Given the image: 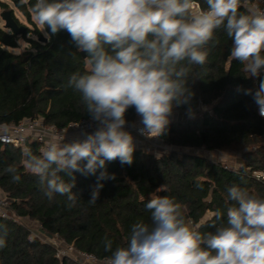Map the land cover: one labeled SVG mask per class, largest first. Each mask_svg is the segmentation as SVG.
<instances>
[{"label": "clouds", "instance_id": "1", "mask_svg": "<svg viewBox=\"0 0 264 264\" xmlns=\"http://www.w3.org/2000/svg\"><path fill=\"white\" fill-rule=\"evenodd\" d=\"M35 0L34 19L44 37L66 32L69 43L84 55L87 71L70 74L65 89L79 94L90 119L66 142H50L36 155L25 154V168L39 178L43 194L77 205L75 173L95 175L88 203L95 205L105 181L115 180L106 164L131 165L137 147L129 129L148 139L167 135L176 109L194 117V66L207 62V45L223 29L231 39L230 57L258 78L264 72V10L241 13V0ZM251 96L264 117V79L258 86L237 88ZM134 110L137 120L129 121ZM6 171L21 181L15 166ZM70 178L66 182L60 175ZM98 173V175H97ZM226 222L214 231L189 226L182 205L173 197L156 196L145 208L151 224L131 226L127 246L113 247L103 238L107 264H264V198L234 184L227 189ZM216 219L222 220L218 210ZM7 226L0 224V250L7 245Z\"/></svg>", "mask_w": 264, "mask_h": 264}, {"label": "trees", "instance_id": "2", "mask_svg": "<svg viewBox=\"0 0 264 264\" xmlns=\"http://www.w3.org/2000/svg\"><path fill=\"white\" fill-rule=\"evenodd\" d=\"M255 1L241 0L239 11L249 12V5ZM196 2L206 7L204 0ZM10 3L34 29L20 23ZM34 3L35 0H0V7L10 10L17 24L24 27L21 34H16L0 25V124L42 118L46 124L62 127L89 118L79 94L62 87L71 73L87 71L85 57L69 43L66 32L51 41L43 40L31 12ZM20 39L28 44L23 53L15 51ZM231 46L225 31L217 29L207 45L206 64L193 67V75L199 78L192 85L194 117L189 118L184 107L176 109L182 116L170 121L163 138L167 144L191 150H236L243 163L229 166L191 151L156 155L136 149L130 166H122L119 160L106 164L116 179L103 182L95 205L88 200L97 183L96 176L75 173L73 191L78 200L75 207L68 209L63 196L49 200L39 178L24 166L27 152L41 154L39 142H28L27 150L0 142V190L9 210L19 219L0 216V224L6 225L8 231L7 245L0 250V264H77L67 257L58 258L57 248L34 237L23 223L25 219L37 223L39 231L104 259L110 253L104 251L103 238L111 239L114 248L127 246L134 223L151 224L145 204L156 196L175 198L189 226L202 233L214 231L213 225L226 222V209L231 203L227 189L231 185H240L264 198V181L253 176L254 171H264V117L258 114L251 96L237 91L238 87L255 89L264 79V72L258 78H247L244 66L230 57ZM127 118L136 120L134 110ZM10 165L21 175L19 183H13L6 171ZM60 175L70 182L68 176ZM218 210L222 220L216 219Z\"/></svg>", "mask_w": 264, "mask_h": 264}, {"label": "built area", "instance_id": "3", "mask_svg": "<svg viewBox=\"0 0 264 264\" xmlns=\"http://www.w3.org/2000/svg\"><path fill=\"white\" fill-rule=\"evenodd\" d=\"M256 9L264 10V0H256ZM198 7H201L198 2H196ZM90 119H82L79 121L70 122L66 126L58 127L51 124H46L42 118H27L20 121L18 124L6 125L0 124V142L3 144H9L13 147H21L27 150V143L30 141H37L40 143L41 148L46 147L50 142H66L67 140L75 137L81 128H87L89 131ZM132 131L137 147L136 149H142L147 153H153L156 155H161L168 152V147L165 145V140L163 137L159 139H148L144 136L139 135L134 129H129ZM253 176L264 181V171H254ZM0 216L3 218L18 221L15 215L9 210V203L5 194L0 190ZM26 221V220H24ZM29 228V227H28ZM29 230L32 232L34 237H40L42 240L52 244L57 248L56 256L58 258H69L75 261L77 264H107V258L100 259L93 254L77 250L73 245L64 243L56 235L50 236L41 231H33L31 228Z\"/></svg>", "mask_w": 264, "mask_h": 264}, {"label": "rangeland", "instance_id": "4", "mask_svg": "<svg viewBox=\"0 0 264 264\" xmlns=\"http://www.w3.org/2000/svg\"><path fill=\"white\" fill-rule=\"evenodd\" d=\"M10 5H11V8L14 9V13H15L16 17H18L20 23L24 26H27V27H30L31 29H34V26L26 20V18L13 6V4L10 3ZM2 11H3V9L0 7V13ZM34 21H35V19H34ZM4 24H5V22L0 17V25L4 27ZM37 25H38V23H37ZM38 27H40V29L43 33L41 26L38 25ZM32 37L37 38L36 35H32ZM27 46H28L27 42L23 39H20L19 40V47L17 49H15V51L17 53H23L27 49ZM205 109L206 108L202 107L201 110H205ZM181 116L182 115L179 114L178 112H174V115H173V117H171L170 121L178 120ZM136 120H137V118H136ZM165 145L168 147V152H170V151L190 152L191 151V152H196V153H203L210 160H213L215 162H222V163L228 164L229 166H237V165L243 163V160L241 158V153L239 151L232 150V149H225V150H218V151H207V150L203 151V150H191L188 148L174 147L170 144H167L166 142H165ZM23 223L35 232L38 231V229H39V225L37 223L28 222V221H24Z\"/></svg>", "mask_w": 264, "mask_h": 264}, {"label": "water", "instance_id": "5", "mask_svg": "<svg viewBox=\"0 0 264 264\" xmlns=\"http://www.w3.org/2000/svg\"><path fill=\"white\" fill-rule=\"evenodd\" d=\"M0 17L5 22L4 24L5 28L12 30L16 34H21L24 31V27L19 26L17 22L14 20L10 10H3L0 13ZM43 40L46 41V38H43Z\"/></svg>", "mask_w": 264, "mask_h": 264}, {"label": "crops", "instance_id": "6", "mask_svg": "<svg viewBox=\"0 0 264 264\" xmlns=\"http://www.w3.org/2000/svg\"><path fill=\"white\" fill-rule=\"evenodd\" d=\"M256 4L254 3V4H251V5H249V10H256ZM26 221H28V222H33V221H30V220H28V219H25ZM35 223V222H34ZM28 227V226H27Z\"/></svg>", "mask_w": 264, "mask_h": 264}]
</instances>
